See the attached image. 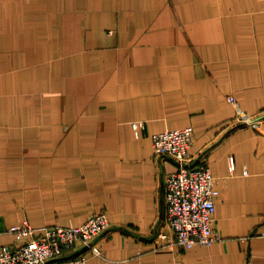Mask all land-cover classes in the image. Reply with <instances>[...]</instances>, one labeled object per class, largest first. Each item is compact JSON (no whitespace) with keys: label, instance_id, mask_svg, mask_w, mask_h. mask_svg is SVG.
Returning <instances> with one entry per match:
<instances>
[{"label":"crops","instance_id":"0c3cea01","mask_svg":"<svg viewBox=\"0 0 264 264\" xmlns=\"http://www.w3.org/2000/svg\"><path fill=\"white\" fill-rule=\"evenodd\" d=\"M188 126L221 239L160 250L152 136ZM97 211L87 264H264V0H0V247Z\"/></svg>","mask_w":264,"mask_h":264},{"label":"built area","instance_id":"2783aa9c","mask_svg":"<svg viewBox=\"0 0 264 264\" xmlns=\"http://www.w3.org/2000/svg\"><path fill=\"white\" fill-rule=\"evenodd\" d=\"M193 135L194 129L188 126L152 136L155 156L176 163V170L166 174L163 181L169 232L158 234L156 249L208 247L221 239L212 226L219 195L216 179L205 160L193 164L189 156ZM108 227L107 215L102 211L77 226L57 225L38 230L24 220L8 227L12 242L0 247V264H87L89 254H102L96 241L107 240Z\"/></svg>","mask_w":264,"mask_h":264}]
</instances>
